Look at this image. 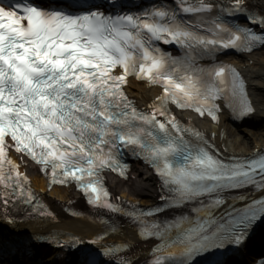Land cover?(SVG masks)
Returning a JSON list of instances; mask_svg holds the SVG:
<instances>
[{"label":"snow or ice","instance_id":"6c2138e0","mask_svg":"<svg viewBox=\"0 0 264 264\" xmlns=\"http://www.w3.org/2000/svg\"><path fill=\"white\" fill-rule=\"evenodd\" d=\"M172 5L0 0V222L59 223L20 170L29 163L50 187L74 185L97 216L107 215L86 238L0 235V256L51 245L71 264H137L128 256L135 244L115 239L127 224L136 240L155 242L146 264H235L264 226V150L222 158L174 111L216 123L226 111L241 120L256 113L246 79L221 57L264 49V0ZM129 77L159 87L146 108L127 95ZM129 155L158 177L152 207L124 206L107 189L106 172L127 179Z\"/></svg>","mask_w":264,"mask_h":264},{"label":"bare ground","instance_id":"6f19581e","mask_svg":"<svg viewBox=\"0 0 264 264\" xmlns=\"http://www.w3.org/2000/svg\"><path fill=\"white\" fill-rule=\"evenodd\" d=\"M253 2L258 3L259 0H253ZM253 65L248 64L246 66V73L248 74L249 81L251 82V92L257 100V115L253 118L250 124L255 125L261 120V110H264V51L252 56ZM242 66H245L247 60L245 58L241 59ZM129 93L137 96L139 91L147 93L144 86L130 83ZM155 95L156 91L151 90ZM141 101L146 99L139 95ZM247 122L239 124L238 129L243 128ZM202 129H206L209 133H212L215 137V141L221 143L226 151L229 153H237L239 155L249 156L257 147L261 149L264 147V131L259 134L251 133V138L247 139L236 130L229 128L226 125L224 118L219 125H207L203 122H199ZM35 172L36 169L31 170ZM133 179H129L127 182H113L115 191L127 200L137 201L141 204H149L152 202L153 194L156 192L155 179L153 178L151 172L146 170L142 166H136L133 173ZM31 178L33 179L34 185L41 189L44 194L43 198L48 204L49 208L55 210L62 218L63 222L57 226H53L46 231H61V232H71L76 233L81 236H87L94 233V228L91 225L85 224L82 221L71 220L66 218L65 214L62 212L66 204H70L72 208H80L82 205L81 198L75 194L71 189H55L46 192V184L44 179H42L37 172L33 173ZM264 241H261L259 248L264 247ZM258 248V249H259ZM261 250V249H260ZM257 251V250H256Z\"/></svg>","mask_w":264,"mask_h":264},{"label":"rangeland","instance_id":"374dc122","mask_svg":"<svg viewBox=\"0 0 264 264\" xmlns=\"http://www.w3.org/2000/svg\"><path fill=\"white\" fill-rule=\"evenodd\" d=\"M237 133H240L241 135H243L245 138L250 139L251 138V133H256L259 134L260 132L264 131V117L263 119L260 121V123L258 124V126H256L253 129H236Z\"/></svg>","mask_w":264,"mask_h":264}]
</instances>
